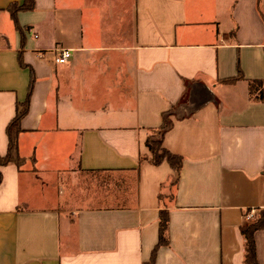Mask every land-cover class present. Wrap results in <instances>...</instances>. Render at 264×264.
Here are the masks:
<instances>
[{
  "label": "crops",
  "instance_id": "crops-1",
  "mask_svg": "<svg viewBox=\"0 0 264 264\" xmlns=\"http://www.w3.org/2000/svg\"><path fill=\"white\" fill-rule=\"evenodd\" d=\"M0 0V156L34 77L19 154L0 165V264H248L242 227L264 209V0ZM63 49L71 59L58 64ZM24 66L21 65L20 57ZM229 79H237L227 83ZM172 115L163 146L146 141ZM162 196V201H161ZM264 264V230L255 233Z\"/></svg>",
  "mask_w": 264,
  "mask_h": 264
},
{
  "label": "trees",
  "instance_id": "trees-1",
  "mask_svg": "<svg viewBox=\"0 0 264 264\" xmlns=\"http://www.w3.org/2000/svg\"><path fill=\"white\" fill-rule=\"evenodd\" d=\"M35 7L34 0H24L22 5H18L13 3L9 6L8 11L10 12L14 22L16 23L18 30L21 31L20 26L17 21V14L21 11H31ZM20 62L21 65H25L22 61L21 56ZM237 79H229L227 83H233ZM34 86V77L31 80L28 95L24 102H18L16 105V116L11 120L9 125L7 126L6 133L8 136V151L4 157L0 156V165L6 166L9 164H15L19 168H21L26 159L21 157L19 154V146H18V138L19 135L23 132L21 123L22 120L29 112L30 108V99L33 92ZM249 90L251 97L256 101L264 102V81L255 80L250 81ZM169 116V117H168ZM173 126V120L170 117V113L164 115L163 124L161 128L158 130L151 131L150 135L147 138L146 146L149 149L150 156L143 157V160L149 161L154 166H159L163 162H168L174 172V181L173 186H176L179 177L181 174L182 166H183V158L179 155H175L168 151L163 146V139L165 134L171 129ZM2 174L0 173V184L2 183ZM173 198V197H172ZM171 198V199H172ZM162 201V196H161ZM259 230H264V209L259 211L258 217L252 223L245 225L242 227L241 231L246 241L245 247V262L248 264H259L257 260L256 254V245H255V233ZM169 212L162 208L159 216V241L153 250L151 260L149 264H154L156 254L161 247L169 245Z\"/></svg>",
  "mask_w": 264,
  "mask_h": 264
},
{
  "label": "built area",
  "instance_id": "built-area-1",
  "mask_svg": "<svg viewBox=\"0 0 264 264\" xmlns=\"http://www.w3.org/2000/svg\"><path fill=\"white\" fill-rule=\"evenodd\" d=\"M72 57V51L68 49H63L60 52V55L57 57L56 62L58 64H65L67 63ZM256 211H251L250 215L248 216L250 219H255Z\"/></svg>",
  "mask_w": 264,
  "mask_h": 264
},
{
  "label": "rangeland",
  "instance_id": "rangeland-1",
  "mask_svg": "<svg viewBox=\"0 0 264 264\" xmlns=\"http://www.w3.org/2000/svg\"><path fill=\"white\" fill-rule=\"evenodd\" d=\"M186 102H187V95L185 96V98H183V100H182V102L175 108V109H173L172 110V112L170 113V117L172 116V115H175L177 112H178V110H179V108L182 106V105H184V104H186ZM169 117V116H168ZM173 181H174V179H173ZM173 181L170 183V185H169V187H170V190L167 192V194L165 195V200H167V201H169L172 197H173ZM258 214H259V212H257L256 211V213H255V219L254 220H256L257 219V217H258Z\"/></svg>",
  "mask_w": 264,
  "mask_h": 264
},
{
  "label": "water",
  "instance_id": "water-1",
  "mask_svg": "<svg viewBox=\"0 0 264 264\" xmlns=\"http://www.w3.org/2000/svg\"><path fill=\"white\" fill-rule=\"evenodd\" d=\"M190 105L186 107V104L182 105L178 112L176 114L181 115L184 114L185 112H187V114H190L191 112L195 111L197 108H199V106L201 105H197V103L195 102V100H193V95L190 96Z\"/></svg>",
  "mask_w": 264,
  "mask_h": 264
}]
</instances>
